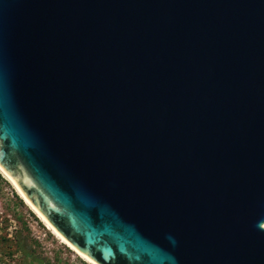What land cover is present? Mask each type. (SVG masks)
<instances>
[{
    "label": "water",
    "instance_id": "obj_1",
    "mask_svg": "<svg viewBox=\"0 0 264 264\" xmlns=\"http://www.w3.org/2000/svg\"><path fill=\"white\" fill-rule=\"evenodd\" d=\"M0 169L95 264H264V0H0Z\"/></svg>",
    "mask_w": 264,
    "mask_h": 264
},
{
    "label": "rangeland",
    "instance_id": "obj_2",
    "mask_svg": "<svg viewBox=\"0 0 264 264\" xmlns=\"http://www.w3.org/2000/svg\"><path fill=\"white\" fill-rule=\"evenodd\" d=\"M0 264H91L48 228L1 170Z\"/></svg>",
    "mask_w": 264,
    "mask_h": 264
},
{
    "label": "bare ground",
    "instance_id": "obj_3",
    "mask_svg": "<svg viewBox=\"0 0 264 264\" xmlns=\"http://www.w3.org/2000/svg\"><path fill=\"white\" fill-rule=\"evenodd\" d=\"M9 179L10 177L2 170L0 169ZM11 180V179H10ZM12 181V180H11ZM13 183V181H12ZM14 184V183H13ZM15 185V184H14ZM16 187V185H15ZM17 188V187H16ZM17 190L19 191V189L17 188ZM19 193L22 195V193L19 191ZM22 197L25 199V201L27 202V204L35 211V213L41 218V220H43L45 222V224L48 226V228H50L57 236L59 239L62 240V242L66 243L70 248H72L79 256H81L82 258H84L86 261L90 262L91 264H95L93 261H91L89 258H87L86 256H84L82 253H80L78 250H76L73 246H71L63 237H61L48 223L47 221L39 214V212L28 202V200L22 195Z\"/></svg>",
    "mask_w": 264,
    "mask_h": 264
}]
</instances>
